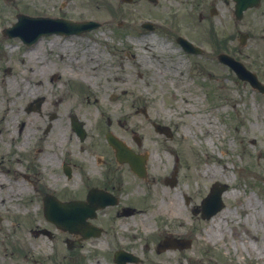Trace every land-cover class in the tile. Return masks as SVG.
Returning a JSON list of instances; mask_svg holds the SVG:
<instances>
[{
    "label": "rangeland",
    "instance_id": "1",
    "mask_svg": "<svg viewBox=\"0 0 264 264\" xmlns=\"http://www.w3.org/2000/svg\"><path fill=\"white\" fill-rule=\"evenodd\" d=\"M86 2L88 6L77 5V8L91 14L94 13L95 8H100V11L95 12L100 16L108 13L103 5L108 7L116 4L112 10L115 11L117 8L122 13L129 6H133L131 7L133 13L128 15V18L123 17L127 25L126 37H116L113 33L115 31L113 26L109 28L104 24L88 35L97 33L96 35L110 40L101 46V50H104L105 56L112 59L114 63L111 73L108 71L93 76L92 80L96 83L95 90H98L99 98L106 96L105 105L110 108L104 110L92 103L93 109L100 112L95 115L107 113L106 115L111 116L112 119H122L126 123L124 129L128 131L131 129H136L140 133L144 131L143 137L146 139L144 148H151L153 155L157 158L155 161L151 160L149 164L151 175L148 180V190L151 192V183L154 179L158 182L156 186L153 185L152 198L151 194L140 191L144 194L142 208L147 209L150 206L151 208L145 216L131 217L134 218L136 224L134 231L140 233L142 229L145 234L142 219L143 221L150 219L153 233L180 232L192 240L190 248L182 250L183 253L169 252L166 259H163L165 255L160 256L154 252L155 239L153 241L140 239V235L137 238L122 237L124 246H136L137 254L142 259L143 255L140 250L147 251L145 258L148 259L150 256V260L145 264H150L151 260L153 264L157 262L164 264H264V98L255 95L250 85L238 81L235 73L228 67L206 60L202 56L195 57L185 52L182 53V61L185 64L183 73L175 76V71L170 68L168 73L160 71L155 74L157 60L153 59L148 52L162 50V42L171 44L172 48L178 50H182V47L176 42L177 36L201 43L202 23L198 17L200 10L193 8L189 0H158L156 3L149 0H133L131 5L120 0L81 1V3ZM26 5L35 7L39 12L55 11L54 5L46 2L27 1ZM15 8L16 10L23 9V5ZM135 8L138 11L134 12ZM26 14H36V12L28 8ZM143 21L152 22L155 29L151 31L141 29L139 23ZM255 42L256 38L253 37L246 46L237 49L236 58L246 59L250 69H257L259 66V70H264V64L259 65L260 57L264 59V50L259 54ZM72 44L80 48L78 52L80 55L82 48H88L87 60L75 62L74 69L76 70L72 76L79 74L80 78L82 76L80 71L86 70L91 65L95 52L84 42L74 41ZM257 44H260V41ZM5 56V54L0 55L1 58ZM14 56H17V59L13 62H4L8 63L6 66L13 67L11 74L3 72L0 68V108L4 109V112L0 111V114H7L9 111H12L10 114L18 113V110L23 113L24 103L35 94L44 92V86L41 85L44 77L41 78L40 75L41 56L38 52L24 55L21 51L15 50ZM47 56L58 60L62 55H58L57 51ZM119 59L121 61L117 62ZM64 62L69 61L65 59ZM51 70L55 72V68L51 67ZM99 70L102 69L99 68ZM117 76H123L124 80L117 79ZM66 78H63L60 89L66 88L63 84ZM181 78H185L188 88L180 83ZM3 80L9 83L18 81L28 85L29 90L24 96L12 97L17 103L15 107L9 105V100L12 98L8 96L9 86L3 83ZM123 90H126V94H122ZM114 93L119 95L116 100L111 99ZM139 94L145 96L144 99L148 104L146 107L152 112V119H163L161 121L170 122L173 127L179 126L175 144L170 143V146L163 147L162 143L156 142L155 137L148 132L145 118L141 113H137L142 104L137 100ZM185 95L188 96V111L184 104L180 107L176 98L173 99V96H176L184 100ZM92 98L94 99L93 95ZM29 101L34 102L35 100L30 99ZM198 116L208 117L209 122L219 127L217 136L209 124H194V118ZM187 128L188 134H186ZM110 129H118L116 120H113ZM108 133V131L105 132V134ZM5 135L4 133L3 137ZM185 136L187 140L184 139ZM149 137L151 142L147 140ZM210 138H212V143ZM175 155L180 157V180L175 187H166L160 180L162 176L171 174ZM215 182L229 185L227 192H234L236 195L232 194L230 199L223 195L225 209L213 220L204 221L200 214L194 215L193 211L201 206L202 199L208 195L210 187ZM157 186L165 188L170 195L182 196L184 203L187 202L185 203V217H187L188 225L183 228L170 225L164 217L156 214L157 199L155 201L153 199ZM183 193L186 194L188 200L184 198ZM132 198H128V193L123 189L124 203L128 204ZM251 198L253 200L250 204L249 199ZM257 205L258 208H256ZM0 214L4 222L0 230V242L5 239L9 246L19 237V230L13 229L9 222L20 220L14 218V210L11 207H3L1 203ZM131 218L123 220H131ZM221 218L223 220H220ZM139 219L141 225H139ZM209 232L212 234L209 235ZM105 243L108 244L106 239L103 241V244ZM106 254V252L98 253L88 263L98 264L100 261L101 264H109ZM94 258L98 260L95 261Z\"/></svg>",
    "mask_w": 264,
    "mask_h": 264
},
{
    "label": "flooded vegetation",
    "instance_id": "2",
    "mask_svg": "<svg viewBox=\"0 0 264 264\" xmlns=\"http://www.w3.org/2000/svg\"><path fill=\"white\" fill-rule=\"evenodd\" d=\"M15 1L0 0V28L17 17L11 8L1 6ZM23 1L26 5V0ZM40 1L54 5L56 18L77 23L93 18L87 11L77 8V5H85L81 1L86 0ZM189 1L193 8L202 11L199 19L203 41L199 45L203 58L216 59L225 52L234 56L242 46V34L246 35L247 43L255 37L256 49L262 53L264 0H250V6L241 16L236 0ZM89 32L91 30L79 34ZM0 33V54L6 55L0 57V68H3L5 61L16 59L10 55L14 49L12 44L22 48L24 43L21 39L13 42L14 38L4 36L2 30ZM65 33L60 31L45 37L60 38ZM60 49L72 61L87 58V53L78 55L74 47L58 41L49 40L42 45L40 52L44 58L40 75L44 77L41 84L44 92L36 96L40 98L39 109L34 113L26 109V116H8L4 123L10 128L4 137V130H0V195L18 194L23 199V206L19 208L24 209V213L18 215L20 221L9 222L13 229L22 231L19 237L9 246L5 240L0 242V264H89L90 259L103 252L107 253L109 264H117L115 255L120 250L138 255L137 247H125L122 237L137 238L140 235L134 231L136 224L131 218L138 216L133 189L139 177L130 163L117 158L115 146L107 140L104 120L95 116L88 95L78 92V80L69 76L63 83L66 88H59L63 76L74 71L73 62L60 64L47 57L48 53L55 54ZM260 58L259 65L264 64L263 57ZM4 71L11 72V69ZM258 72L261 77L264 70ZM144 145L145 140H142L140 144L129 146L134 153H148L151 157ZM126 179L130 188L128 198L133 197L129 204L123 200ZM65 204L74 205V221L70 224L57 222L49 215V211ZM80 204L86 205L80 207ZM95 209V219L86 221V218L79 223L78 212L90 213ZM126 218L131 220H123ZM80 225L101 228V234L83 241ZM3 226L0 218V230ZM104 239L108 244H103ZM140 252L146 256L147 251L141 249Z\"/></svg>",
    "mask_w": 264,
    "mask_h": 264
},
{
    "label": "bare ground",
    "instance_id": "3",
    "mask_svg": "<svg viewBox=\"0 0 264 264\" xmlns=\"http://www.w3.org/2000/svg\"><path fill=\"white\" fill-rule=\"evenodd\" d=\"M75 40H79L81 42H85L86 44L90 45L93 51L95 52V56L92 59L91 65L86 70L80 71L82 76L80 77L83 79L86 83L89 84L91 90L93 93L97 94L98 90H95L96 83L92 80L93 76H98L102 72H108L111 73L112 70L114 69V63L112 59L109 57L105 56L104 50H101V46L110 40L98 35H94L93 38H88L87 36H72L68 37L65 39V42H72ZM89 40V42L87 41ZM162 50H154V51H149L148 53L153 57V59L157 60L156 64V71L155 74L159 73L160 71H165L169 72L170 68L175 71V76L180 75L183 73L184 70V62L182 61V54L180 53V50H174L172 48H168L165 44H161ZM135 57L137 56L136 53L134 55ZM121 60L119 59L118 62ZM102 65V66H100ZM101 68L102 70H99ZM119 76H117L118 78ZM120 78V77H119ZM180 83L184 84L185 88H188V83L186 82L185 78L180 79ZM9 86V85H8ZM25 94V89H20L19 87H13L9 86L8 87V96L10 98L12 97H21ZM144 95L139 94L137 97V100L142 103L141 107H145L147 105L146 99H144ZM176 102L177 104L180 105V107L186 108L188 111V96L185 95L184 100L176 97ZM105 100L106 96L103 98H97L96 99V106L97 107H102L106 110H109V106L106 107L105 105ZM10 101H15V99H10ZM12 106L11 104H9ZM8 106V107H10ZM1 112H4V109L0 108ZM10 112L7 114H0L1 122H5L6 118L10 115ZM17 116H22L21 113H18ZM209 124L210 127L213 128V132H215V136H217V132L219 130V127H217L213 122H209L208 117H195L194 118V124ZM215 127V128H214ZM6 128H9V125H6ZM188 133V130L186 131ZM210 142L212 143V138L209 139ZM226 169V168H225ZM185 196L186 194L183 193ZM232 194L236 195L234 192L233 193H225V197L230 199L232 198ZM18 194L16 193H10L5 196L6 201H4L5 204H9V202H15L17 201ZM154 199H157V209L155 210L156 214L158 216L164 217L167 221L168 224L170 225H178L180 228L185 227L187 224V217L186 215V210H185V204L183 201L182 196H179L178 194L170 195L169 192L165 188L161 187H156L155 188V194H154ZM252 198L249 199V203L251 204ZM9 201V202H7ZM258 208V205L256 206ZM143 215L145 216L147 214L146 210H143ZM213 220V219H212ZM220 220H223L222 218ZM142 225L144 226V232L146 236H149L152 234V224L150 219H145L143 221L142 219ZM163 233H172L170 231H163ZM212 234L209 232V235Z\"/></svg>",
    "mask_w": 264,
    "mask_h": 264
},
{
    "label": "water",
    "instance_id": "4",
    "mask_svg": "<svg viewBox=\"0 0 264 264\" xmlns=\"http://www.w3.org/2000/svg\"><path fill=\"white\" fill-rule=\"evenodd\" d=\"M225 62L228 63L230 66H232L237 71V73L239 74L240 77L249 79V77H245L240 73L242 68L239 67L238 64L233 63L232 61H225ZM250 80L252 82H254L252 79H250ZM225 190H226V188L225 189L224 188L217 189V194H214L213 196L210 197V199L206 200L205 208H204V216L205 217L210 218L211 216H213L214 214H216L217 212H219L223 208L220 195Z\"/></svg>",
    "mask_w": 264,
    "mask_h": 264
}]
</instances>
